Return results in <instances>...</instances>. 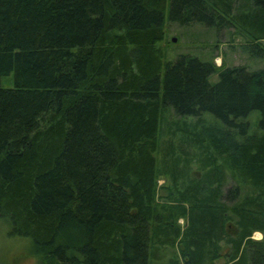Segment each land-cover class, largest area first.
<instances>
[{"label":"trees","instance_id":"trees-1","mask_svg":"<svg viewBox=\"0 0 264 264\" xmlns=\"http://www.w3.org/2000/svg\"><path fill=\"white\" fill-rule=\"evenodd\" d=\"M165 19L264 58V0H0V221L38 264H264V67L164 61Z\"/></svg>","mask_w":264,"mask_h":264},{"label":"rangeland","instance_id":"rangeland-1","mask_svg":"<svg viewBox=\"0 0 264 264\" xmlns=\"http://www.w3.org/2000/svg\"><path fill=\"white\" fill-rule=\"evenodd\" d=\"M243 39L237 36L232 37L225 30L215 32L213 29H205L199 25L178 26L174 23H168L165 19L164 38L158 43L162 49L164 61L173 60L178 54H191L200 59L211 58L217 67L230 65H245L249 68L264 67V58H255L247 54L245 49L240 47ZM264 45V41H262ZM217 75L210 76V81L215 82ZM11 73L0 79L2 87L12 85ZM207 117V116H206ZM208 118V117H207ZM187 118L186 121H189ZM250 130H258V113L251 111L247 116ZM180 120L173 115L169 107H163L160 113L159 121V147L162 149L167 138L173 139L177 143V135H169V129H174ZM171 137V138H170ZM159 157V155H156ZM190 175L198 177L200 175L199 167L192 162L190 166ZM157 199L164 197L167 188L172 190L169 181L164 177L157 178ZM179 225H183V220L178 219ZM228 233L233 235L235 227L233 223L228 224ZM252 238L261 239L262 234L253 232ZM220 256L215 264H221L224 255L227 254V246L220 241ZM163 260L176 253L175 248L165 247L160 249ZM39 257L31 251L30 240L26 237L15 236L9 233L7 223L0 221V264H38Z\"/></svg>","mask_w":264,"mask_h":264}]
</instances>
